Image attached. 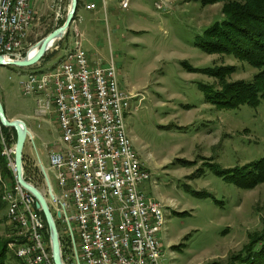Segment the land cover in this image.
<instances>
[{"label":"rangeland","instance_id":"1","mask_svg":"<svg viewBox=\"0 0 264 264\" xmlns=\"http://www.w3.org/2000/svg\"><path fill=\"white\" fill-rule=\"evenodd\" d=\"M40 2L45 6L30 30L26 50L62 27L71 7L70 0ZM91 2L97 4L94 11L86 9ZM223 6L224 2L204 5L200 0H131L124 11L119 0H107L104 5L103 0H82L79 10L102 11L95 21L86 16L85 31L77 26V9L67 33L37 64L0 66V79L12 95L11 113L31 115L35 124H28L43 136V140H34L30 132L27 145L33 147L34 140L38 153L24 157L37 188L45 195L48 188L41 166L56 186L49 156L63 146L56 111L37 114L35 97L22 93L23 75L55 67L74 41L75 30L83 48L96 55L92 64L116 67L121 88L136 96L130 101L125 123L135 150L151 173L141 189L166 211L162 264H229L250 242V235L264 231V184L243 190L211 171L214 165L233 169L264 158V101L257 108L217 109L200 89L204 85L219 91L217 78L192 73L183 65L234 68L227 77L229 82L252 81L258 73L247 62L207 54L197 46L204 31L224 19ZM5 145L16 146H8L6 140ZM0 178V238L8 241L6 264H24L9 247L16 243L18 230L8 219L3 200L5 191L16 183L4 180L1 172ZM55 221L64 236V227Z\"/></svg>","mask_w":264,"mask_h":264},{"label":"built area","instance_id":"2","mask_svg":"<svg viewBox=\"0 0 264 264\" xmlns=\"http://www.w3.org/2000/svg\"><path fill=\"white\" fill-rule=\"evenodd\" d=\"M38 2L0 0V56L14 61L30 52L26 41ZM119 3L126 11L131 0ZM96 8L95 2L86 5L89 11ZM66 52H74V60L64 69L53 67L56 75L36 71L23 75L20 82L23 95L35 97L38 115L52 109L57 114L63 148L49 156L56 186L47 173L46 197L54 218L64 227L63 262L162 264L158 220L164 207H157L141 189L151 173L124 134L126 96H136L121 88L112 63L92 64L77 30ZM14 148L6 146L13 171ZM3 200L7 217L18 230L16 247L11 248L20 251L27 264H54L52 253L44 252V244L50 243L34 196L16 182Z\"/></svg>","mask_w":264,"mask_h":264},{"label":"trees","instance_id":"3","mask_svg":"<svg viewBox=\"0 0 264 264\" xmlns=\"http://www.w3.org/2000/svg\"><path fill=\"white\" fill-rule=\"evenodd\" d=\"M204 5L224 2L222 9L224 19L213 24L203 33V38L197 43L199 48L207 54H221L232 56L247 62L258 70L252 81L238 80L229 82L227 77L234 72V68L198 69L187 66L192 73H202L215 77L220 86L219 91L211 86L200 85L206 101L220 110L239 109L242 106L257 108L264 101V0H200ZM78 10L82 0H78ZM76 19V18H75ZM51 58L48 59L50 61ZM46 60V62H48ZM8 146L16 145L15 129L2 127L0 131V163L3 179L11 185L16 183L15 174L9 168L3 153L2 137ZM25 178L39 188L31 177L23 158ZM211 171L226 183L243 190H253L264 184V158L248 163L242 167L224 169L220 165L211 167ZM47 230V241L50 243L48 225L44 214ZM7 240L0 238V264H6ZM216 264V263H213ZM229 264H264V231L250 235V242L243 250L234 255Z\"/></svg>","mask_w":264,"mask_h":264},{"label":"water","instance_id":"4","mask_svg":"<svg viewBox=\"0 0 264 264\" xmlns=\"http://www.w3.org/2000/svg\"><path fill=\"white\" fill-rule=\"evenodd\" d=\"M71 7L66 19V22L62 27L55 30L52 34L48 35L46 38L41 40L36 46L33 48H38V52L31 57L29 52L23 58L16 59L14 61L8 60L6 57L0 56V66H15L19 68H27L34 66L37 64L45 55V53L50 49L49 45L55 40H60L67 33L69 28L71 27L74 17L76 15L78 9V0H70ZM32 48V49H33ZM0 125L15 129L17 134V142L15 146V168L14 171L16 173L17 183L27 192L32 194L36 199V207L39 209L46 219L49 235H50V246L54 264H64L62 257V249H61V240L60 235L57 229V224L55 218L52 214V211L49 207L48 200L45 194H43L40 189L34 186L32 183L28 182L24 176V166H23V158H24V148L27 141V138L31 135L26 123L22 120H10L7 115L5 108L0 99ZM41 170L46 178L48 185L49 178L45 171V168L41 166Z\"/></svg>","mask_w":264,"mask_h":264},{"label":"bare ground","instance_id":"5","mask_svg":"<svg viewBox=\"0 0 264 264\" xmlns=\"http://www.w3.org/2000/svg\"><path fill=\"white\" fill-rule=\"evenodd\" d=\"M56 41L57 40H55L52 43H50L49 48H51L56 43ZM37 52H38V48H33V49L30 50L29 55L31 57H33ZM72 60H74V52H66L65 55L63 56V58H61L59 63L57 64V69H64L67 66L68 62H71ZM19 75H21V73H19ZM37 75H42V76H53V75H56V68H52V69L45 70V71L44 70L37 71ZM133 98H134L133 96H126V105H125V112H124V115H123V124H124V134H125L126 142L128 143V145H131L132 150L134 152H137L135 150L134 146H133V143H132L130 137L128 136V133L126 131V123H125L126 115L130 111V101ZM2 143H3V146H4L2 154L5 157H7L6 145H5V139L4 138H2ZM137 156L139 157L138 153H137ZM7 159H8V157H7ZM8 166H9V168H11L9 159H8ZM11 170H12V168H11ZM0 172H1V163H0ZM0 180H1V178H0ZM3 199H5V194H4ZM155 201H156L157 207H163L160 202H158L157 200H155ZM166 223H167L166 211L164 210V208H161L160 212H159V220H158V241H159V245L161 247H162L161 233H162L163 230H165ZM9 247H10V249L12 251L15 252V254H16L18 259L22 260L24 262V264H27L25 258H23L22 253L20 251L16 250L15 248H11V247H16V243H10ZM44 252L45 253H52L50 244H44Z\"/></svg>","mask_w":264,"mask_h":264},{"label":"crops","instance_id":"6","mask_svg":"<svg viewBox=\"0 0 264 264\" xmlns=\"http://www.w3.org/2000/svg\"><path fill=\"white\" fill-rule=\"evenodd\" d=\"M43 6H45L44 4H42L41 2L37 3L35 5V14H36V18L37 16H41V11L43 10ZM101 10L97 11V12H88L86 11V9H81L79 10V15H78V24L77 26H79L81 29H83L84 31L86 30L85 28V21H86V16H89L91 15L93 17V21H95L98 17L97 13H99ZM102 12V11H101ZM100 12V13H101ZM87 53L89 54V57H90V60L94 61V56H96L95 54H93L92 52H90L89 50H87ZM11 91H10V88L5 84V81L1 78L0 79V99H1V102L5 108V111H6V115L7 117L10 119V120H22L26 123L28 129L30 132H32V134L34 135V140L36 137H39L40 139L43 140V136L40 135V134H37L35 131H34V128L28 124V122H30V124H35V120L33 118H31V115H25V114H14V113H11L13 112L12 109H11ZM34 140L31 142V145L33 147H28L27 145V142L25 144V148H24V154L26 157H32L33 155V152L35 151L34 150ZM37 152V151H35ZM38 153V152H37ZM40 158V157H39ZM39 162L41 163V158L39 159Z\"/></svg>","mask_w":264,"mask_h":264}]
</instances>
